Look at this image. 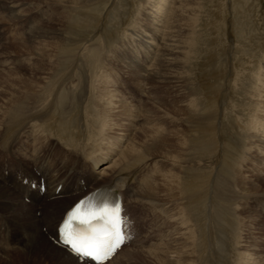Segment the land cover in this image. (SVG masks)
Wrapping results in <instances>:
<instances>
[{
  "label": "bare ground",
  "instance_id": "bare-ground-1",
  "mask_svg": "<svg viewBox=\"0 0 264 264\" xmlns=\"http://www.w3.org/2000/svg\"><path fill=\"white\" fill-rule=\"evenodd\" d=\"M35 1L37 0H0V23H3L0 26L2 27L11 23H20L19 25L22 27L24 25L23 23L26 24L28 21L27 15L30 13L29 7H39L34 4ZM55 1H59L58 3L61 2L62 4V2L73 3L75 0ZM81 1L83 4L85 3L86 6L83 7V10L80 11L81 13L79 15L77 14L78 16H81V18H77L76 13H73L71 9L70 15H65L63 11L62 15L56 17L62 25H65L64 29L63 27L62 29L71 40L74 38L76 31L80 32V30H87L93 25H97L94 12L98 6H94L107 1L109 2L110 0H97V2H99L97 4L92 3L94 0H80V2ZM89 1H92L90 3L93 5H90ZM124 1L125 0H112L110 6L113 8L115 5L117 8V5L120 6V2L125 3ZM183 1L184 0H176L175 2L169 0H145V4H142L140 12L141 20L150 25L152 36L156 33L162 34L164 32L162 25L164 26L165 22L168 24L167 37H165L166 42L162 45L160 50V52H162L161 56L160 54L158 56L160 59L157 60L158 63L156 62L158 65L161 59L162 61H166V63L172 61V56L173 53H175V50L192 48L196 43L193 42L189 35L183 44L177 42V39L180 36L181 24L185 20L184 15L186 13V7L184 9V5L182 4ZM20 2H23L24 5ZM187 2L188 0L185 1L186 4ZM241 2H243V6L240 5ZM164 5H167L166 9ZM219 7L220 8L217 7L215 10L207 12V19L204 20V22L201 21V23L205 28L210 27V25L213 24L211 22L212 17H214L213 26L217 37L210 40L208 45V55L220 53L221 61L214 62L209 60L207 72L200 77L201 90L199 91L205 109L202 111L195 110V105L190 103V108L183 111V114H180L185 117L181 122L183 124H190V126L184 133L179 130L176 131V135L181 137L179 144L175 145L172 143L170 141L172 138H170L169 134H167V138H165L167 139L169 148V151H167L170 152L169 157L172 165L171 171L168 169L170 171L168 173H164L161 169H157L158 175L163 177V181L161 180L162 183L159 182L158 176L150 177L151 179L149 181L147 177L141 175L140 170L137 169L139 159L137 161V153L135 155L134 149L135 145L127 147L128 150L123 152L114 162H112L113 157L110 158V156H115L113 155V153H115L113 151L114 145L106 146L105 144L103 147L99 146V148L91 154L86 153L81 147L80 144L82 141L76 133L73 132L72 128L82 123L83 126H85L84 130L90 127L94 130L96 128V119L94 120L95 117L92 113L94 110L91 109L89 98L86 100V106H83L84 111L82 112L84 116H88L86 118L81 116L82 119L76 118L74 113L76 112V103H74V100L76 99L74 95L75 93L73 94L72 91L63 89V83L70 82V80L76 76L74 70L76 69L77 64L81 61L79 60L80 62L77 63L76 59L78 58L75 59V52L81 49L75 51V49L71 47L73 46L72 42L69 44L70 46L62 48L63 45L60 44L63 38H60V33L53 35L52 32L48 30L43 31L42 27L40 28L38 26L39 28H37V24L32 28L31 35L28 36L29 38L26 35L22 36L20 40L18 39V42L9 45L2 53H0V58L9 55H12L15 59L17 58L14 64L10 65V68L6 65L3 66L0 70V75L11 74L13 71L21 72L20 70L25 67H27L28 70V72H25L26 74H20L19 77L11 78L8 84H0V88L8 90L6 91L4 89L3 91L1 89L0 93L10 92V94L17 95L22 91L28 92L29 90H32L31 93H27L25 98H21L25 99V101L23 100V102H21L17 100L16 102L15 100L14 102H16V104L11 106L12 108L9 112L7 111L8 113H5L4 119L0 121V162L4 161V166L0 169V229H2L1 226H3L4 230L6 229L8 232L7 237H5L3 233H0L1 251L5 252L6 246H8L10 242H15V244L19 243L21 248L25 244H30L41 247L42 251L45 250L48 259L51 258L55 264H83L78 258L69 253L65 247L55 243L57 240L56 229L59 222L62 220L65 212L71 208L72 205H75L81 197L99 187H109L120 194L123 198L125 208L127 207V204L129 205L131 201L130 194H132L141 200L139 203L146 209L150 210L151 214L154 212L156 215H159V213L166 214V212L170 210V208L172 209V207L169 202H166V199L163 200V203L161 197L165 196V194L170 196L169 192H171L170 188L172 187L169 186L171 183L176 182L177 186H174L177 189L175 197H178L179 201H184L183 207L191 214L192 219L194 220L193 222L196 223L194 232L197 235L194 240L196 242V251L199 256L198 260H201L200 262L206 264H227L230 262L231 256L229 247L225 242H222V240L228 239V235L233 226L230 220L231 218H229L230 211L228 210V206L225 207L228 200L224 198L223 192L228 191L233 184L235 185L234 172L237 170V163H240L238 160H240L241 155L248 150L245 149L243 152V147L246 145V141V147L248 146L250 149L251 146L256 145V147H261V151L264 153V0H222ZM242 7H244L243 11H241ZM26 8H28V12L25 15L24 10ZM98 9L99 7L97 10ZM76 11L79 12V10ZM5 12L6 14L8 12H13L14 15H16L15 19L18 18V21L6 17L5 14H3ZM259 18H263V23L260 25L257 23ZM72 20L73 23H71ZM94 28L97 29L96 27ZM115 28L118 27L116 26ZM39 32L42 33L39 34ZM2 33L4 34L3 31ZM154 38L155 37H151V39L142 41V44L144 46L146 45L145 48H147V50L149 45L152 44ZM190 41L191 45L189 46ZM10 42H12V40H10ZM36 42H40V45H37L39 47H33V45H31ZM85 43L87 44L88 42L85 41ZM15 48L17 49L12 50ZM34 48H36V51L38 52L37 59L35 60L46 59V65H40L38 63L33 64L28 59L25 61L27 51L29 49L32 51ZM60 48L61 50H59ZM80 53L81 52H79V55ZM57 55L60 56L57 57ZM88 55H90L88 56L89 58L87 57L88 60H85L84 62L85 68L87 70H92L93 67L97 66V69H100L101 67L99 65L101 63L99 64L100 60H98L99 50L92 48ZM174 58H177V56H174ZM208 59L210 58L207 57V60ZM24 61L25 63H23ZM189 63L190 58H187L186 65ZM201 70L203 71V68ZM43 80H47L48 83L44 86H40ZM95 82L93 84H95ZM33 89H37L36 93L33 92ZM80 96L81 94H78V98L75 102L81 101L80 99L82 98ZM37 99L40 101L36 102ZM108 99L105 100L107 101ZM113 100H115L114 97L112 101ZM115 105L118 106V103ZM147 111H149V109ZM160 115L162 116V114ZM69 119L73 120L69 121ZM185 119L188 121L186 122ZM110 120L112 121V119ZM191 121L197 123L192 125L190 123ZM160 122L157 121V123ZM97 127L99 128V126ZM157 128L160 130L158 126ZM38 131L43 135L45 134L46 137L35 136L34 134H38ZM154 133V135H157L156 133L158 132ZM57 148H60V151H64V153L56 151ZM89 149L92 150V148ZM15 153L16 157L13 158ZM105 159H108L110 164L104 165L102 170L98 169L99 172L97 173L98 170H96V168L101 162L105 161ZM234 161L235 163L238 161L236 163L237 165H235V163L233 164ZM163 162L161 161V163ZM165 166L169 167V165ZM239 166L241 167L242 164ZM239 166L237 167L240 168ZM31 169H35V171L33 170L32 173V171H29ZM238 173L239 172H237V174ZM238 183L239 182H237V184ZM42 185L45 186V191L43 193L41 192V189L39 190ZM14 191L18 192L17 195H15ZM240 193L242 194V192ZM12 196L16 200L11 201L10 197ZM231 197L233 198V195ZM24 199L28 205L23 203ZM47 199L48 202H46ZM254 199L256 200V198ZM36 210L39 211L38 217H35L34 215ZM172 212H174V214L177 213L175 211ZM235 212L237 211L235 210ZM133 219L134 218H132V220ZM180 219H182V216ZM185 219L187 220V218ZM185 223L187 222L185 221ZM185 225L187 224H184L183 226ZM183 226L181 227L180 225L179 227L183 229ZM192 226L193 225H191V227ZM242 227L240 229H242ZM43 228H46L48 237L52 236L54 232V236L50 237V239L53 240L54 245L49 244L47 236L42 235L41 232ZM183 230H186V228ZM176 234L177 235H175L170 245L166 246V249L170 250V253H168V255L171 254L169 258H162L164 252L162 250L161 252H157V250L155 251L157 254L154 256L156 257V260L158 259L161 261L160 259L162 258L163 264L187 263L189 256H191L190 249H193L191 233L189 236L186 233ZM141 244L142 239L137 237L132 243L124 246L105 264H114L118 262L122 256H128L129 258L130 256H135V254L127 253L129 250L128 246L133 247L134 245ZM148 252L150 254V251ZM193 254H195V252ZM203 254L205 255V259H203ZM195 256H197V254Z\"/></svg>",
  "mask_w": 264,
  "mask_h": 264
},
{
  "label": "rangeland",
  "instance_id": "rangeland-1",
  "mask_svg": "<svg viewBox=\"0 0 264 264\" xmlns=\"http://www.w3.org/2000/svg\"><path fill=\"white\" fill-rule=\"evenodd\" d=\"M132 1L133 0H125L124 1L125 3L120 2V6L117 5V8L115 5L113 8H111L110 4H111L112 0H110L109 2L107 1L105 3H100L102 6L100 4H97V3H99V2H97V0H94L93 2L89 1L90 5L93 3V4H97L94 7H97V6L99 7V9H98L99 11L97 10V8H98L97 7L96 11L94 12L95 13L94 17L96 18L95 20L97 21L96 22L97 25L96 26L91 25L92 27H90V29H87V30H80V32L76 31L77 35L75 34L74 38H72V40H71L70 37L68 38V36L63 31L65 25L64 24L62 25V23H60L58 18H56V17H59L60 15H62L63 11H64V14L68 16V15H70V12L72 11L73 13H76L77 18L78 17L81 18V16H78V15L81 13L80 11L83 10V7H86L85 3L83 4L82 1L80 2V0H75L73 3H70V2L63 3L62 2V4H63L62 5L61 2L58 3L59 1H55V0H40V1L37 0V1H35V3L34 2L33 3L35 5H38L39 7H36V6H30L29 7L30 13H29V15H27L28 16L27 19H29L31 17V20L26 24L23 23L24 25L22 26V28L19 27L20 30H18V28L16 26H13V25L9 26L10 24L4 25L3 28L0 30L2 32V31H4L6 26H9L6 29V32H8V33L4 32L5 35L3 33L1 34L2 38L0 40V45H3L5 47H2V49L0 47V51H1L0 53H2L4 51V49L6 47H8L9 45L18 42L20 40V38H22L21 33H23V36H25V35L27 37L30 36L31 32H32V28L37 24H38L36 26L37 28L42 27L43 31L48 30V31L52 32L53 35L60 33L61 34L60 38H63V40L61 39L62 42L60 44V45H63L62 48H65L66 46H70L69 44L72 42L73 46H71V47L73 49H75V51L77 49H81V50H77L75 52V59L78 58V59H76L77 63L80 61L82 62V63L80 62L78 64L76 63L77 67L74 70L76 73V76L74 74L75 78H72L70 80V82L68 81V82L63 83V85H64L63 89L70 90V91H72L73 94L75 93L74 95H75L76 99L78 98V94H81V96H80L82 98V99H80L81 101H77L78 102L77 103V102H75L76 99L74 100V103H76V112H74L76 118L82 119L81 116L83 118H86L88 116V115L84 116L82 114V112L84 111L83 106H86V100H88L89 98H90L89 100H90V104H91V109L94 110V112H92L94 117H95L94 120L96 119L95 120L96 128L94 130L91 129L92 127L86 128L84 130L85 126H83L82 123H80L79 125H76L72 128L73 132L76 133V135L81 139V141L83 143V144L82 143L80 144L81 147L86 151V153L91 154L97 148H99V146L103 147V146H105V144H106V146L114 145L113 151L115 153H113V155H115V156H110V158L113 157L112 162H114L115 159L117 160L118 157L121 156V154L123 152L128 150L127 147H132L133 145H135L134 149H135V155L137 153V155H136L137 161L139 159V164L137 165V169L140 170L141 175H143L144 177H147L149 179V181L151 179L150 177L158 176L159 182L162 183L163 177L158 175L157 169H161L164 173H168L171 171V165H172V162L170 161V157H169L170 152H168L169 148H168V144H167V139H165V138H167V134H169L170 138H172V140H170V141L172 143H174L175 145L179 144V140L181 137L179 135L178 136L176 135V131L179 130L180 132L184 133L188 130V127L190 126V124L189 125L186 123L183 124L181 122V120L184 119L185 117H183L180 114H183V111L190 108V103H193L195 105V108H194L195 110L202 111L203 109H205V105L203 103V99L201 98V94L199 91V90H201L200 77L207 72V69L209 67L208 66L209 60H212L214 62L221 61L220 53H213L211 55H208L209 54L208 45L210 43V40L212 38L214 39L215 37H217L216 32H214L215 29L213 26L214 25V20H213L214 17H212L211 22L213 24H211L210 27H206V28L203 27L201 21L204 22V20L207 19V12L215 10L217 7L220 8L219 5H220V2L222 0H188L187 4L185 3L186 0H184L182 2V4L184 5V9L186 7V13L184 15L185 20L183 21V23L181 24V27H180V34H179L180 36L177 39V42H179L180 44H183V42L187 39V37L189 35V36H191L193 42H196V43L193 45L192 48H187L184 50H182V49L175 50V53H173V56H172V61H169L166 63V61H162V59H161L160 60L161 65H160V63H159V65L157 64L158 63L157 60L160 59L158 56H159V54L161 56V53H162V52H160L161 47L166 42L165 37H167L166 35H167L168 24H167V22L163 21V22H165L164 26L162 25L164 32L162 34L156 33L155 35L153 34V36H152V30L150 29V25L148 23H145L144 21L142 22L141 15H140V12L142 9L141 7H142V4H145V0H137V1L134 0L135 2L133 1V3H132ZM169 1L175 2L176 0H169ZM90 2H92V3H90ZM20 3L23 4V2H20ZM240 5L243 6L244 5L243 2H241ZM61 7H63V8H61ZM138 7H140V8H138ZM164 7L166 9L167 5H164ZM129 8H130V10H129ZM70 9H71V11H70ZM243 9H244V7L241 8V11H243ZM76 10H79V12ZM24 12L26 15L28 12V8H26L24 10ZM3 14H5L6 17L12 18V20H14V21L15 20L18 21V18L15 19L16 15H14L13 12H8L7 14L5 12ZM35 16H37V18L34 19L33 17H35ZM123 16H124V18H123ZM107 18H108V20H107ZM262 19L263 18H259L257 20V23L259 25L263 23ZM10 22H12V21H10ZM71 23H73V20L71 21ZM132 23H133V25H132ZM1 24H3V23H0V25ZM116 26L118 28H115ZM62 27H63V29H62ZM94 27H96L98 30L95 29ZM96 30H97V32H96ZM85 31H87V32H85ZM42 32H39V34ZM94 32H96V33H94ZM90 33H91V36H90ZM116 33H120V34H116ZM80 34H82V35H80ZM9 37H11L12 39ZM76 37H78V38H76ZM151 37H155V38H154V40H152V44L149 45L148 50H147V48H145L146 45L144 46L142 44V41L151 39ZM13 38H14V40H13ZM86 38H88V39H86ZM94 38L97 39L98 41L95 40ZM9 39L12 40V42H10ZM85 41L88 43L86 44ZM4 42H5V44H4ZM81 42H83V43H81ZM1 43H3V44H1ZM50 43H53V42H50ZM31 45H33V47H36L37 45H40V42H36L35 44H31ZM49 45H51V44H49ZM190 45H191V41L189 43V46ZM52 46H53V44H52ZM37 47H39V46H37ZM185 47H186V45H185ZM17 48L12 49V50H16ZM92 48L99 50L98 60H100L99 64L100 63L101 64L99 66L101 68L97 69V66H95L92 68V70H87L84 66V62H85V60H88V58H89L88 56H90L88 54ZM34 50L36 51V48H34L32 51H30V49L28 50L29 52L27 51L26 57L28 55L29 56L27 58L25 57V61H26V59H28L33 64L38 63L40 65H46L47 64L46 59L35 60V59H37L38 52L37 51L35 52ZM59 50H61V48ZM77 52H78V54H77ZM79 52H81L82 54L80 53V55H79ZM59 56L60 55H57V57H59ZM174 56H177V58H174ZM29 57H30V59H29ZM207 57H209L210 59L207 60ZM187 58H190V63L188 65H186ZM16 59L12 55L0 58L1 62L3 61L2 63L0 62L1 63L0 70L5 65L8 68H10V65H13ZM25 61L23 63H25ZM26 63H28V62H26ZM79 65H80V67H79ZM202 68H203V71L201 70ZM98 70H99V72H98ZM20 71L23 73L13 71L11 74L9 73L6 75H4V74L0 75V84H2V85H5V83L8 84L9 80H11V78L19 77L20 74H26L25 72L26 71L28 72L27 67L22 68ZM90 73H92V74H90ZM79 74H80V76H79ZM86 75H87V77H86ZM77 76H79V77H77ZM86 80L87 81L90 80V81L87 82ZM185 80H186V82H185ZM43 81L41 82L40 86H44L46 83H48L47 80H43ZM78 81H80V82H78ZM93 81L94 82L96 81L95 82L96 85L93 84L94 83ZM86 85H88V86H86ZM73 86H75V87H73ZM78 88L82 89V90L84 89V90L82 91V90H79ZM1 89L2 88H0V92H1ZM4 89H2V90L4 91ZM75 89H78V90H75ZM6 91H8V90H6ZM36 91H37V89H33V92L36 93ZM31 92H32V90H29L28 92L22 91L21 93H18L17 95L10 94V92L0 93V106H1L0 107V121H2L4 119L5 113L7 114L9 112V110L12 108L11 106L12 105L14 106L16 104L17 100L21 101V102H23V100L25 101V99H21V98H25L27 93H31ZM113 97L115 100L112 101ZM105 99H108V100L106 101ZM161 99H162V101H161ZM15 100H16V102H14ZM38 101H40V100L37 99L36 102H38ZM99 101H101V102H99ZM117 103H118V106L115 105ZM160 105H162V106H160ZM107 108H108V110H107ZM148 109H149V111H147ZM113 111H114V113H113ZM74 113H72V114H74ZM98 114H99V116H98ZM160 114H162V116ZM153 116H155V117H153ZM110 119H112V121ZM150 119H152V120H150ZM72 120L69 119V121H72ZM105 121H107V122H105ZM157 121L158 122L161 121V122L157 123ZM185 121L187 122L188 120L185 119ZM190 123L193 125L194 123L196 124L197 122L191 121ZM97 126H99V128ZM157 126L159 127L160 130H158ZM139 128H140V130H139ZM142 128L145 130H143ZM100 129H103V130H100ZM91 131H93V132H91ZM154 132H158L159 134L156 133L157 135H154L155 134ZM142 133H144V134H142ZM139 134H141V135H139ZM34 135L46 137V135L41 134L40 131H38V134L35 133ZM88 137H89V139H88ZM82 138H83V140H82ZM145 138H147L148 140ZM161 138H163V139H161ZM155 139H157V140H155ZM135 140H136L137 144H136ZM140 140L143 142H141ZM145 140H147V141H145ZM144 141H145V144H144ZM84 142H85V144H84ZM141 143L143 146L141 145ZM245 143L247 145V141ZM151 144H153V145H151ZM246 145L243 147L244 148L243 152L245 151V149L246 150L248 149V150L245 151L243 155H241L240 160H238V161H240V163L237 161L238 162V163L236 162L238 164L237 165L235 163V161L233 162V164L235 163V165H237V166L242 164L241 167L239 166L240 168H238L236 166L237 170L234 172L235 185L233 184V186H231V188L232 187L233 188L232 189L230 188L228 191H226L228 193L223 192L224 198L228 200L227 204H225V207L228 206V210L230 211L229 218H231L230 220H231V223L233 226L231 232L228 235V239H225L227 241H225L224 239L223 240L221 239L222 242H225L227 244V246L229 247V252H230L231 258H230V262H228L227 264H234V263L237 264V262H238V264H264L263 263L264 262V210H263V201H264V153H262L261 147H256V145H253L249 149V147L248 146L246 147ZM89 148H92V150ZM151 149H154V150H151ZM56 151L61 152L60 148H57ZM148 151H149V153H148ZM61 153H64V151ZM14 157H16V153L13 155V158ZM161 157H163V158H161ZM164 160H166V161H164ZM161 161L162 162L164 161L163 163H166V164L161 163ZM168 162H169V164H168ZM106 164H108V165L110 164V161L108 159H105V161L101 162L98 165V167L96 168V170H98V169L102 170V167ZM165 165H169L170 168L165 166ZM2 166H4V161L0 162V169ZM146 166H148V167H147V171L145 172ZM168 169H170V171ZM33 170L35 171V169H31L29 171L30 172L32 171V173H33ZM98 172H99V170L97 171V173ZM237 172H239V173L237 174ZM244 175L245 176L248 175V176L245 177ZM254 175H255V177H254ZM249 178L250 179L252 178V179L250 180ZM254 180H256V181H254ZM260 180H261V182H260ZM237 182H239L238 183L239 185L237 184ZM242 184H243V186H242ZM174 186H177L176 182L171 183V185L169 186V187H172V188H170L172 193L169 192L170 196L163 193V194H165V196L161 197L162 201L164 199H166V202H169V204H171V207H172V209L170 208V210L167 209L169 212L165 211L166 214H162V213L160 214L159 213V215H156L155 212H154L155 214L154 213L151 214L150 210L146 209L145 207H143L139 203V201L141 202V200H139L138 197L130 194L131 195V201H130L129 205H131L133 208H135V209H130V210L134 214H137L136 220H137V225L140 226V228L138 226V231L140 229L139 232L141 233L140 238L142 239V244L141 245H134L133 247L128 246L129 250L127 253L135 254L136 257L130 256V258H131L130 259L128 256H122L123 258L121 257L118 260V262H116L114 264H117V263L118 264H163L162 258H164V259L166 257L169 258V256L171 255V254L168 255V253H170L169 252L170 250L166 249V246L170 245V243L174 239L175 235H177L176 233H178V234L179 233H186L188 236L191 233V239H192L191 241L193 244L192 245L193 249L192 250L190 249L191 256H189V259L187 260L186 264H197V263L198 264H201V263L206 264V263L200 262L201 260H198L199 256H198V252L196 251V247H195L196 242L194 240L196 238V235H197L194 232L195 231L194 228L196 226V223L193 222L194 220L192 219L191 214L186 210V208L183 207L184 201H179L178 197H175L177 189ZM241 186H242V188H241ZM247 186H250V187H247ZM241 190H244V191H241ZM239 191L242 192V194ZM14 193H15V195H17L18 192L14 191ZM257 193H259V194H257ZM237 194H238V196H237ZM232 195H233V198L231 197ZM234 195H235V197H234ZM173 196H174V198H173ZM10 198H11L10 199L11 201L16 200V199H14L13 196ZM254 198H256V200ZM237 199L238 200L240 199L242 201H240V200L238 201ZM49 201H50V199H49ZM46 202H48V199ZM23 203L25 205H28L25 202V199L23 200ZM163 203H164V201H163ZM178 204H180V205H178ZM242 204H243V206H242ZM178 206L179 207L181 206L182 208L181 207L179 208ZM237 207H239V208H237ZM138 208H140V209H138ZM239 209H241V210H239ZM184 210H186L187 212ZM235 210L237 212H235ZM172 211H175L177 213L174 214V212H172ZM169 213H170V215L172 214L171 215L172 217L170 215L168 216ZM186 213H189L190 215L186 214ZM244 214H246L248 216H246ZM34 215H35V217H38L39 211L36 210L34 212ZM180 215L182 216V219H184V220L180 219L181 218ZM184 215L187 217H185ZM183 216L185 218H187V220L188 219L189 220L187 221ZM178 217H180V218H178ZM133 218H134V216H133ZM178 220H179V222H178ZM180 220H182V221H180ZM185 221L187 223H185ZM178 223H180V224H178ZM181 223L183 225L184 224H187V225L183 226ZM180 225H181V227L183 226V229L186 228V230H183L181 227H179ZM191 225H193V226L191 227ZM241 227H242V229H240ZM241 230H242V232H241ZM46 231H47L46 228L45 229L43 228L42 232L41 231L40 232L42 233V235L47 236V241L49 244L54 245L53 240L50 239V237L54 236V232H53L52 236L48 237ZM170 239H171V241H170ZM143 240H145V245L143 244ZM242 242H243V244H242ZM244 245L247 247H245ZM30 246H33V245H30V244L26 245L25 244L21 248L19 243L15 244V242H10L9 245L6 246L5 252L0 250V253H1L0 254V264H55L51 258L48 259L47 255L45 253V250L42 251L41 247H37V246L30 247ZM162 248H164V249H162ZM150 249L152 251L153 250L154 251L152 252ZM239 249H241V250H239ZM161 250L164 252V254H163V257L160 259L161 261H159L158 259L156 260V257H154V256H156L157 252H161ZM148 251H150V254ZM155 251H157V252H155ZM237 251L238 252L241 251V252L238 253ZM245 251H246V253H245ZM194 252H195V254H193ZM196 254H197V256H195ZM194 256H195V259H194ZM204 256L205 255L203 254V257ZM203 259H205V257ZM231 261H232V263H231ZM243 262H245V263H243ZM83 264H85V263H83Z\"/></svg>",
  "mask_w": 264,
  "mask_h": 264
},
{
  "label": "snow or ice",
  "instance_id": "snow-or-ice-1",
  "mask_svg": "<svg viewBox=\"0 0 264 264\" xmlns=\"http://www.w3.org/2000/svg\"><path fill=\"white\" fill-rule=\"evenodd\" d=\"M83 206L84 202L60 227V239L74 253L105 264L124 242L120 209L100 203L83 211Z\"/></svg>",
  "mask_w": 264,
  "mask_h": 264
}]
</instances>
